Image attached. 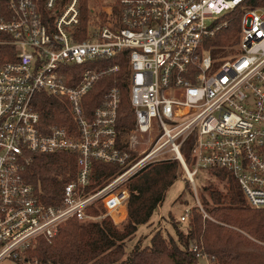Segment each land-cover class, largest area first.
<instances>
[{"label": "built area", "instance_id": "2783aa9c", "mask_svg": "<svg viewBox=\"0 0 264 264\" xmlns=\"http://www.w3.org/2000/svg\"><path fill=\"white\" fill-rule=\"evenodd\" d=\"M78 2L0 0V46L14 50L0 65V264L25 262L34 242L50 241L68 219L96 220L97 204L121 222L127 181L151 163L178 160L194 189L200 169L223 170L249 206L264 208V7L245 10L229 54L214 57L207 40L242 0H118L83 39ZM43 12L55 13L51 22ZM124 59L134 115L125 140L121 92L106 82L118 79ZM40 94L67 108L62 124L40 115ZM188 140L191 167L182 152ZM52 153L74 155L75 170L47 203L27 170L36 155ZM95 163L122 170L97 185ZM200 249L192 248L198 258L206 256Z\"/></svg>", "mask_w": 264, "mask_h": 264}, {"label": "trees", "instance_id": "16d2710c", "mask_svg": "<svg viewBox=\"0 0 264 264\" xmlns=\"http://www.w3.org/2000/svg\"><path fill=\"white\" fill-rule=\"evenodd\" d=\"M94 1L79 0L80 39L85 38L87 25L96 22L95 11L91 7ZM109 1L116 7L118 0ZM39 4L43 10V3L40 1ZM255 7H264V0H242L223 16L222 19L227 22L226 27L207 40L212 56L230 52V46L240 33L243 12ZM54 15V12H43V20L51 22ZM13 51L12 46H0V65L14 60ZM114 62H118V59ZM120 65L118 79L111 77L106 82L118 87L121 92L118 123L120 135L125 140L134 126V115L129 102L125 59ZM91 95L99 101L103 90L95 86ZM40 96L37 102L40 115L47 123L62 124V118L68 114L67 108H61L58 99L53 96ZM190 145L191 140H188L182 152L191 167ZM74 170L72 154H38L27 174L29 180L40 188L43 200L54 203ZM121 170V167L115 165L95 163L96 184L103 183ZM182 174L183 168L178 160L146 165L128 180L129 198L125 220L115 224L109 217L96 220L68 219L58 226L50 241L38 238L33 248L28 250L26 261L37 264H198L196 252L190 248V244L195 243L202 252L213 257V264H264V208L256 209L247 205L236 180L223 170L207 172L205 175L209 183L196 186V189L205 191L208 196L203 195L199 201L211 219L203 218L198 207L191 205L184 230L175 224L173 226L176 238L169 232L163 233L157 229L150 236L148 244H136L126 252L127 242L135 236L140 225L151 222L167 191ZM187 185L191 189L189 180ZM187 201L184 200L186 206ZM94 212L102 215L104 209L96 208Z\"/></svg>", "mask_w": 264, "mask_h": 264}, {"label": "rangeland", "instance_id": "374dc122", "mask_svg": "<svg viewBox=\"0 0 264 264\" xmlns=\"http://www.w3.org/2000/svg\"><path fill=\"white\" fill-rule=\"evenodd\" d=\"M78 5H79V2H78ZM107 5H113V3H111L109 0H95L92 3V6H91L92 7V10L93 11L100 10L99 12L101 13V14H99V12H97V13L95 12V15H96L95 19L97 17L103 19L104 16L105 17L107 16V15H105L106 13L104 11V8ZM101 10H103V12ZM227 54H229V52L228 53H225L223 55H227ZM138 140L141 141V142L143 141V139L140 138V137H138ZM140 149H141V146L138 145L137 146V149H136V152H139ZM209 171H211V170L200 169L198 171V174H197L198 176L194 178V180H195V187L196 186L197 187L198 186L201 187V186L207 185L209 183V180H207V177L205 175ZM188 180L189 179L187 178V176L185 175V172L183 170L182 176H179L176 179V181L173 183V185L167 191L166 196L164 198V201H163L162 205L159 206L155 210L154 215H153V217L151 219V222L148 225H140L138 227V230H137L135 236L129 242H127L126 252H129L131 250V248L133 246H135L136 244H139L140 246H145L146 244H148L149 243L150 236L157 229H160L163 233L169 232L172 236H174V238H176L175 231H174V228H173L174 224L176 226H178L180 228V230H184L183 226H184V224H185L186 221L179 222V220H180L179 218L182 215V213L184 212V209L186 207H190L191 205H196L198 207L197 202H199V204H200V201L202 200L201 197L203 195H204V197L206 196L208 198V196H207V194H206L205 191L198 190L196 188L194 189L191 186L192 196H193L192 197L191 196V189H190L189 185H187ZM127 183H128V181H127ZM189 183H190V181H189ZM185 199L188 200L187 201L188 202L187 203L188 206H186V204H184L185 203L184 202ZM244 200H245V198H244ZM96 208H101V206L99 204H97L96 206L93 207V209L90 210V212L93 213V214H95L97 216L96 219H99L100 217H103V214L102 215L96 214L94 212V210ZM198 209L201 212V210L203 208L200 209L198 207ZM202 211H204L205 214L207 215V217H203V214L201 212L203 218H209V219H211L208 216L207 212L204 209ZM125 218H126V216H125ZM125 218L123 220H125ZM121 222H119V223H121ZM34 244H35V242H34ZM34 244H33V246H34ZM194 244L195 243H193L192 245L190 244V248H193ZM33 246H32V248H33ZM204 255H206V256H204L202 258L201 257L198 258V264H213L214 263L213 257L208 256L206 253H204ZM3 264H10V263L7 262V261H4ZM18 264H37V263L36 262H31V261L30 262H28V261L23 262L21 260V261L18 262Z\"/></svg>", "mask_w": 264, "mask_h": 264}]
</instances>
